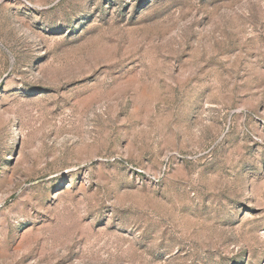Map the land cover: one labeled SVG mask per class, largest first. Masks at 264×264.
Wrapping results in <instances>:
<instances>
[{"label":"rangeland","instance_id":"rangeland-1","mask_svg":"<svg viewBox=\"0 0 264 264\" xmlns=\"http://www.w3.org/2000/svg\"><path fill=\"white\" fill-rule=\"evenodd\" d=\"M0 264H264V0H0Z\"/></svg>","mask_w":264,"mask_h":264}]
</instances>
